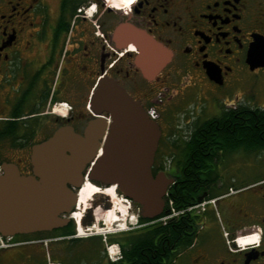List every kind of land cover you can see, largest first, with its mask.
I'll use <instances>...</instances> for the list:
<instances>
[{
	"label": "flooded vegetation",
	"instance_id": "1",
	"mask_svg": "<svg viewBox=\"0 0 264 264\" xmlns=\"http://www.w3.org/2000/svg\"><path fill=\"white\" fill-rule=\"evenodd\" d=\"M103 81L157 111L153 170L172 179L167 209L183 210L166 222L193 216L170 264H264V148L247 145L251 114L264 113V0H0V173L10 164L40 179L35 144L64 125L83 134L91 120L108 121L93 103ZM178 182L191 201L181 208ZM66 216L67 225L15 234L7 247L97 236L107 264L103 237H76ZM243 234L259 241L241 246Z\"/></svg>",
	"mask_w": 264,
	"mask_h": 264
},
{
	"label": "water",
	"instance_id": "2",
	"mask_svg": "<svg viewBox=\"0 0 264 264\" xmlns=\"http://www.w3.org/2000/svg\"><path fill=\"white\" fill-rule=\"evenodd\" d=\"M94 106L110 112L111 121L91 120L83 134L70 125L59 127L35 144L32 160L35 176H25L10 164L0 173V233L4 236L52 230L67 225L66 216L78 202L85 169L95 161L89 177L104 186L115 185L124 197L139 205V215H162L172 182L164 171L153 172L162 129L143 105L123 87L103 81L94 94ZM100 111V110H99ZM108 128V133L106 129ZM105 136V137H104ZM103 139V142H102ZM101 155L97 156V151ZM100 196L102 200H95ZM110 196L93 194L81 218L88 228L98 220L96 210L113 208Z\"/></svg>",
	"mask_w": 264,
	"mask_h": 264
},
{
	"label": "trees",
	"instance_id": "3",
	"mask_svg": "<svg viewBox=\"0 0 264 264\" xmlns=\"http://www.w3.org/2000/svg\"><path fill=\"white\" fill-rule=\"evenodd\" d=\"M245 117V111L242 113ZM251 140L247 143L253 150L264 148V113L253 111ZM242 117V118H243ZM238 131L245 135V124L238 125ZM156 173V169L153 170ZM171 191L176 198L178 207L191 203L186 199L181 184L172 186ZM190 199V198H188ZM135 205H137L135 203ZM138 206V205H137ZM193 216H183L171 219L167 222L148 223L135 233L125 235L122 238H112L111 242H118L122 249V256L116 260H110L107 264H170L176 250L182 249L183 240L189 237L188 232L193 231L191 223ZM142 223L149 222L139 216ZM71 232V229H70ZM188 234V235H187ZM100 264H105L103 261Z\"/></svg>",
	"mask_w": 264,
	"mask_h": 264
},
{
	"label": "rangeland",
	"instance_id": "4",
	"mask_svg": "<svg viewBox=\"0 0 264 264\" xmlns=\"http://www.w3.org/2000/svg\"><path fill=\"white\" fill-rule=\"evenodd\" d=\"M250 160H252L253 162V170L255 169V167L260 166V164H256L257 161L255 157H251ZM107 189H108V186L105 188L101 187L97 189V192H92V193L85 192L83 196L85 199H87L88 197H90L89 196L90 194H96L102 191L108 196H110V198L112 199V202L114 203V209L116 210L118 209V211H122L120 206H124V203L120 205L116 203L117 202L116 199L118 195H122V194H120L118 191H116V193L114 194L112 193V190L110 189L107 190ZM131 206H133L132 208H134V210H130V212L127 213L128 222L130 219L129 216H133V215L136 216V214L139 212V207L137 205L132 204ZM83 210H84V206H81V208L78 209V213L83 212ZM135 216L133 217V220L136 219ZM78 223L80 227V225L82 224L79 221ZM98 226L99 225L96 224L92 228V230L95 231V233L98 232L97 234H99L100 232L99 230L100 227ZM101 227H104V226H101ZM142 227L143 226L138 227V230L141 229ZM80 229L84 231L82 233H86L88 231V230L86 231V228L84 229L80 228ZM125 233L126 231L125 232L113 231V232L107 233V235L115 237V236H119ZM99 241H100V237H97V236L88 238V239L77 240V241H69V240L65 241L61 239H51L46 243L41 242L40 244L27 245L26 247H21L19 249L18 248L13 249V255L10 257L11 259L6 260V261L4 260V254L6 253H4L3 251H0V264H46L47 261L49 260L57 261L61 264H100L103 261V257L101 255V249L98 244ZM108 243H111L109 238H108ZM104 250L105 248L102 249L103 255L105 254ZM106 255L107 254H105V256Z\"/></svg>",
	"mask_w": 264,
	"mask_h": 264
},
{
	"label": "bare ground",
	"instance_id": "5",
	"mask_svg": "<svg viewBox=\"0 0 264 264\" xmlns=\"http://www.w3.org/2000/svg\"><path fill=\"white\" fill-rule=\"evenodd\" d=\"M98 186L99 185H96L95 183H93L89 179H86L85 183L82 185V187L79 190V194H78L79 195V200H78L79 202H78V204L80 202L82 204L83 203L84 204H88V202L92 198V195L93 194H90L89 195L90 197H88L87 199L84 198L83 194L85 192L86 193H89V192L90 193L97 192V189L101 188V186L100 187H98ZM108 189L112 190V193H114V194L117 191L116 190L117 188L115 187V185L108 186ZM113 200H114V198H113ZM116 201H117L116 203L119 204V205L122 204V203H124V206H120V208L122 209V211H118V209L117 210L114 209V205H113V208L108 209V210H102L101 208H98L96 210L97 219L98 220L105 221L104 222V227L98 226V227H100V229H99L100 232H102L104 234L105 233H109V232L116 231V229H118V228L123 229L124 228V225H122L123 224V221L125 220V218H127V213L130 212L129 200H127L123 195H118ZM114 202H115V200H114ZM115 207H116V205H115ZM83 214H84V210H83V212H80V213H74V217L76 219H78L77 220V223H78V221L81 222L80 220H81ZM80 228L84 229V227L82 225H80ZM82 232H84V231H82ZM96 233H98V232H96Z\"/></svg>",
	"mask_w": 264,
	"mask_h": 264
},
{
	"label": "built area",
	"instance_id": "6",
	"mask_svg": "<svg viewBox=\"0 0 264 264\" xmlns=\"http://www.w3.org/2000/svg\"><path fill=\"white\" fill-rule=\"evenodd\" d=\"M148 114L152 117V118H156L157 116V111L154 107H150L148 110ZM172 203V202H171ZM205 202L200 203V207H204L205 206ZM183 210H178L176 207H174L173 205L171 206L170 212L169 214L163 216L161 218L162 221L166 222L167 219H169V217H171L172 215H179L180 213H182ZM135 222H137V219L135 220ZM78 233H81V230H78ZM11 236L7 238V240H4L1 238L0 236V245H9V240H10ZM259 240L258 238L254 237L252 234H243V235H239L237 237V242L239 245L241 246H245L248 244H255L257 243ZM110 255L113 259H117L121 256V252H120V248L117 244H111L108 246Z\"/></svg>",
	"mask_w": 264,
	"mask_h": 264
},
{
	"label": "crops",
	"instance_id": "7",
	"mask_svg": "<svg viewBox=\"0 0 264 264\" xmlns=\"http://www.w3.org/2000/svg\"><path fill=\"white\" fill-rule=\"evenodd\" d=\"M41 242H30V243H28V244H24V245H22V246H20V247H13V246H11V247H6V248H2V249H0V251H3L4 253H6V254H4V260L6 261V260H9V259H11L10 257L13 255V249H16V248H21V247H26L27 245H34V244H40ZM53 261V260H52ZM54 262H57V261H54ZM59 263V262H58ZM46 264H48V261H47V263ZM61 264V263H60Z\"/></svg>",
	"mask_w": 264,
	"mask_h": 264
}]
</instances>
